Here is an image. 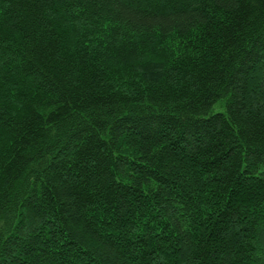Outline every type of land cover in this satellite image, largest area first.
Here are the masks:
<instances>
[{"label":"trees","instance_id":"obj_1","mask_svg":"<svg viewBox=\"0 0 264 264\" xmlns=\"http://www.w3.org/2000/svg\"><path fill=\"white\" fill-rule=\"evenodd\" d=\"M0 264H264V0H0Z\"/></svg>","mask_w":264,"mask_h":264}]
</instances>
